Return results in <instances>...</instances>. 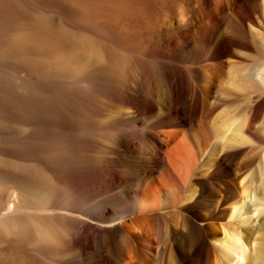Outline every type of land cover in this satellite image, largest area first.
I'll return each instance as SVG.
<instances>
[{"label":"bare ground","instance_id":"obj_1","mask_svg":"<svg viewBox=\"0 0 264 264\" xmlns=\"http://www.w3.org/2000/svg\"><path fill=\"white\" fill-rule=\"evenodd\" d=\"M263 31L264 0H0V240L59 253L85 237L97 242L90 264H124L138 195L168 168L160 134L169 128L191 149L183 209L202 212L175 228L186 262L212 264L218 228L227 264H264V90L241 66L255 45L264 55ZM216 71L230 85L239 74L234 87L251 90L253 105L242 117L224 109L210 125L223 106ZM255 73L264 85V64ZM209 148L200 175L194 163ZM228 159L233 175L215 184ZM115 164L118 187L104 198L50 180L53 168ZM227 204L239 221L224 229ZM0 264L32 263L7 250Z\"/></svg>","mask_w":264,"mask_h":264},{"label":"rangeland","instance_id":"obj_2","mask_svg":"<svg viewBox=\"0 0 264 264\" xmlns=\"http://www.w3.org/2000/svg\"><path fill=\"white\" fill-rule=\"evenodd\" d=\"M263 61L264 55L262 51L260 55V49H258V46L255 45V49L249 54V59L247 58L244 60L241 66H247L246 68H248V70L244 71L243 73L249 74L248 76L250 77V82L252 85L255 87V84L257 83L258 86H256L264 90V85H262V83H258L259 77H257L258 74L255 73L256 68L264 64ZM233 80H235L234 83L230 85L226 79L224 80V75L220 74L219 71H216L213 90L215 93H217L218 99L223 100V106L217 113L211 116L213 119L210 118V125L215 123L214 117H216V115L224 109L231 110L237 116L242 117L249 112L251 106L253 105V101L251 102V100L248 98L251 90H241L234 87L236 85V81L239 80V74ZM221 83L224 84L219 85ZM202 88L206 90V86L204 84L202 85ZM262 100H264V95L262 96ZM260 105H262L260 119L262 122H264V102ZM160 136L163 144L162 156L165 158L167 163L166 166L168 168L165 169V171H161L160 169L158 173L152 175L144 185L141 194L138 195L137 208L139 209V212L132 217L133 231L131 234V248L127 254L124 264H185L182 262H186L187 260L186 254L188 245L183 246L180 244V236L175 228L177 223H184L186 218H192L193 220L197 221V219L201 216L200 214L202 213L199 209H194L191 211H186L183 209L184 205L186 204L184 203V197L186 196L185 194H189L190 190L186 191V188V190L181 191L179 189L180 185L186 184V176H188L191 172V166L189 165L191 149L188 144L187 136L180 129L169 128H163ZM148 139L149 144V142H152V140L149 137ZM209 151L210 148L208 151H206L208 155L205 153L202 159H198L197 162L195 161L196 164L194 163V167L197 166V168H199L198 174L200 175L204 174L203 169L208 167L207 164L205 165V162L208 163L210 160L208 159L210 158ZM231 161L228 159L220 165V169L218 168L217 174L215 175L216 177H214L213 180L215 184L225 180L229 174L231 175L232 173L233 175L234 169L231 165ZM232 162L234 163V161ZM117 166L118 165L116 164L108 166L109 168L107 167L106 170L101 172L98 171L96 173L89 166L87 168H81V171H77L78 173H74L71 170L61 171L59 168H53L55 170L52 169V171H49L51 173L50 180H52V182L55 184H64L69 186L79 185L80 187L82 186L81 192L83 189H86L87 191L90 190V192H92L94 195H100L101 198H104L107 196V191L109 189L112 190L113 188L116 189L118 187V185L113 182V179L117 174L114 171L116 169L115 167ZM82 170L86 173H84L85 175L82 174ZM255 172L256 164L247 171V174L245 175L248 177L247 182L251 179V176H255ZM76 177L77 180H75ZM80 178L85 180V182ZM88 179L89 181L91 180L90 183H88L89 181H86ZM91 185L93 187H91ZM97 187L99 191L97 190ZM79 188L77 186V189ZM205 190L209 192L210 186L206 185ZM179 191L181 192L179 193ZM142 205L143 207L146 205V208L142 209ZM225 208L228 211V216L223 220V222H221L223 223L224 229L229 227V225L235 224L237 221H239V217L232 216L234 211L232 205L227 204ZM117 209L118 208H115V210ZM246 228L250 230L249 225H246ZM211 229H213V226H211ZM195 230L197 233L202 235V232L198 231L197 228ZM221 230L215 228L213 235L209 240L213 252L212 260L214 261L211 262L212 264H216L215 261H217V264H227V259L221 251L222 246L216 241V239H221L224 237V234ZM75 232L80 233L77 229ZM86 233L93 234L96 232L94 230H88ZM1 238L0 251L4 252L11 250L17 254L20 251V254H22L32 264H90L89 260L92 259L90 256L91 254H94V246L97 244L95 240L90 242L87 241L85 237H80L76 240H74V238H68L65 240L63 248L59 250L62 253H56L49 249L42 250L32 247L25 249L26 251L20 250L19 248L17 249V246L14 242L9 244L10 239L6 234ZM101 253L103 255L105 254V251L103 250ZM186 263L194 264V261L190 260ZM247 263L250 264L249 261H247ZM100 264H103V261H101ZM251 264L257 263H253L252 261Z\"/></svg>","mask_w":264,"mask_h":264}]
</instances>
